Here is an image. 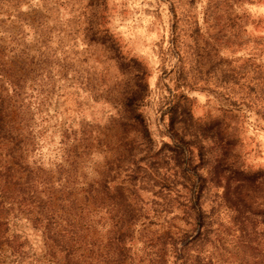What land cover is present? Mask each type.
<instances>
[{
    "label": "rangeland",
    "instance_id": "rangeland-1",
    "mask_svg": "<svg viewBox=\"0 0 264 264\" xmlns=\"http://www.w3.org/2000/svg\"><path fill=\"white\" fill-rule=\"evenodd\" d=\"M0 264H264V0H0Z\"/></svg>",
    "mask_w": 264,
    "mask_h": 264
},
{
    "label": "trees",
    "instance_id": "trees-1",
    "mask_svg": "<svg viewBox=\"0 0 264 264\" xmlns=\"http://www.w3.org/2000/svg\"><path fill=\"white\" fill-rule=\"evenodd\" d=\"M135 117L138 121H141V123L144 122V119L142 117V113L137 111L135 112ZM144 124V123H143ZM144 131H146V135L148 140H150V138L148 137V131L146 126L144 125ZM182 153V150H176V154L175 157L177 155V157H180ZM178 166L183 165V163L181 162L180 164H177ZM190 162L187 163L186 167H183L182 169V176L183 177V181H185L188 186L190 185V191L192 194H196L197 196L200 195V193L202 192L203 188H204V184L207 183V179L206 177L202 176V174L200 172H198V170H196L194 167H190ZM182 166H180L181 168ZM190 168V170L188 169ZM192 224L195 226V228L197 229V235H203L205 233V224L203 222V214L200 208H195L194 209V216H193V220H192Z\"/></svg>",
    "mask_w": 264,
    "mask_h": 264
}]
</instances>
